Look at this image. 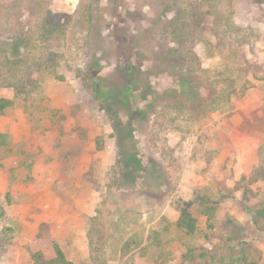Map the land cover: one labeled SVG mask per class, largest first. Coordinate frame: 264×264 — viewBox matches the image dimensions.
Masks as SVG:
<instances>
[{
	"label": "rangeland",
	"instance_id": "rangeland-1",
	"mask_svg": "<svg viewBox=\"0 0 264 264\" xmlns=\"http://www.w3.org/2000/svg\"><path fill=\"white\" fill-rule=\"evenodd\" d=\"M0 97V264H264V0H0Z\"/></svg>",
	"mask_w": 264,
	"mask_h": 264
},
{
	"label": "trees",
	"instance_id": "trees-1",
	"mask_svg": "<svg viewBox=\"0 0 264 264\" xmlns=\"http://www.w3.org/2000/svg\"><path fill=\"white\" fill-rule=\"evenodd\" d=\"M53 18V15H50L49 11L41 17L40 26L47 36H51L52 34H54V31L61 26L59 20H55ZM87 20L89 22L91 20L90 10L88 11ZM176 30L178 29L174 27L171 33L176 32L175 34H177ZM13 63H17V59L14 60ZM124 70L126 81L123 92L130 94V90L131 88H133L134 82L136 81L133 77V75L135 74L133 71V67L130 64L126 65ZM186 86L187 81H182L180 84V88L182 90H185L184 88H186ZM93 92L96 98H98L99 100L102 99L100 89L93 87ZM196 94V90L186 93L187 97L189 98L194 97ZM10 105V99L0 97V113ZM193 109V111H197L198 109H203V106L201 104H198L193 106ZM249 180L251 182L264 180V149L261 152L258 164L253 168L249 176ZM254 214L258 220L264 222V203L255 209ZM175 225L178 229L182 230L188 235H193L197 229L195 218L191 215L186 207L182 206H179V215L175 221ZM27 251L35 264H70V261L66 258L63 250L56 241H48L41 239L40 237H34L32 241L27 245Z\"/></svg>",
	"mask_w": 264,
	"mask_h": 264
}]
</instances>
